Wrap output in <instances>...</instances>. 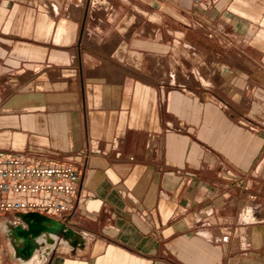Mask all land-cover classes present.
<instances>
[{
    "label": "crops",
    "instance_id": "crops-1",
    "mask_svg": "<svg viewBox=\"0 0 264 264\" xmlns=\"http://www.w3.org/2000/svg\"><path fill=\"white\" fill-rule=\"evenodd\" d=\"M98 1L0 0V148L91 155L37 264H264V0Z\"/></svg>",
    "mask_w": 264,
    "mask_h": 264
},
{
    "label": "built area",
    "instance_id": "built-area-1",
    "mask_svg": "<svg viewBox=\"0 0 264 264\" xmlns=\"http://www.w3.org/2000/svg\"><path fill=\"white\" fill-rule=\"evenodd\" d=\"M90 156L87 151L50 157L0 148V219L16 226L22 221L19 213L34 211L61 220L73 214L81 201ZM246 191L255 216L264 208V187Z\"/></svg>",
    "mask_w": 264,
    "mask_h": 264
},
{
    "label": "water",
    "instance_id": "water-1",
    "mask_svg": "<svg viewBox=\"0 0 264 264\" xmlns=\"http://www.w3.org/2000/svg\"><path fill=\"white\" fill-rule=\"evenodd\" d=\"M19 216L22 221L10 227V235L16 243V256L24 259H31L38 247L44 243L41 239L47 238L49 242L56 243L59 234L71 237L75 233L63 220L45 214L30 211L19 213ZM78 243V240H74L73 245Z\"/></svg>",
    "mask_w": 264,
    "mask_h": 264
},
{
    "label": "bare ground",
    "instance_id": "bare-ground-1",
    "mask_svg": "<svg viewBox=\"0 0 264 264\" xmlns=\"http://www.w3.org/2000/svg\"><path fill=\"white\" fill-rule=\"evenodd\" d=\"M10 227L7 223V219L1 217L0 219V238L3 237V243L6 244V255L13 257L14 254L16 256V243L14 241V239L11 237L10 235ZM5 237V238H4ZM41 242H44L41 246L38 247V249L34 252L33 256L31 257V262H27V261H23L21 264H37V257L39 256L37 253L38 252H42L44 253L46 249H51L53 248V244L47 240V238L45 239H41ZM63 242V241H61ZM61 245V244H60ZM63 245V244H62ZM64 247V246H63ZM13 248V249H12ZM68 248V247H67ZM13 254V256H12ZM43 263V262H42Z\"/></svg>",
    "mask_w": 264,
    "mask_h": 264
},
{
    "label": "rangeland",
    "instance_id": "rangeland-1",
    "mask_svg": "<svg viewBox=\"0 0 264 264\" xmlns=\"http://www.w3.org/2000/svg\"><path fill=\"white\" fill-rule=\"evenodd\" d=\"M35 2H38V0H34ZM49 1H51V0H49ZM98 2H100V0L98 1ZM137 25H139V24H137ZM137 25L136 24H133V25H131L129 28H130V31H132V30H135L136 29V27H137ZM12 219V218H11ZM10 219V220H11ZM5 238V237H4ZM3 242H5V241H3V237L2 238H0V243L1 244H3V250H6V244L5 243H3ZM13 249V248H12Z\"/></svg>",
    "mask_w": 264,
    "mask_h": 264
}]
</instances>
